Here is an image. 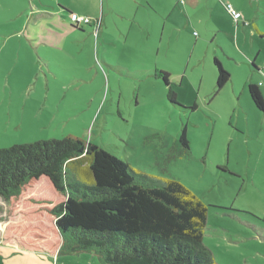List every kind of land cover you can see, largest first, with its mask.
I'll return each instance as SVG.
<instances>
[{
    "label": "rangeland",
    "instance_id": "374dc122",
    "mask_svg": "<svg viewBox=\"0 0 264 264\" xmlns=\"http://www.w3.org/2000/svg\"><path fill=\"white\" fill-rule=\"evenodd\" d=\"M58 1L0 0V148L70 134L137 172L179 180L208 206L203 242L216 264H264V111L247 91L238 103L232 92L239 94L253 65L228 67L232 77L216 90L213 61L233 53L225 29L235 25L223 13L229 3L244 23L236 49L252 47L264 64V0H169L168 15L166 0H152L135 19L107 13L111 0H60L89 12L93 24L103 18L105 27L102 34L92 28L91 42L87 25L65 31V46L56 48L41 42L56 38L46 26L69 22ZM77 39L84 43L70 42ZM159 71L168 74L176 103ZM183 128L188 150L178 140ZM34 190L56 200L47 184ZM21 219L0 197V238ZM92 257L0 250V264H88Z\"/></svg>",
    "mask_w": 264,
    "mask_h": 264
},
{
    "label": "trees",
    "instance_id": "16d2710c",
    "mask_svg": "<svg viewBox=\"0 0 264 264\" xmlns=\"http://www.w3.org/2000/svg\"><path fill=\"white\" fill-rule=\"evenodd\" d=\"M213 61L220 90L230 74L218 59ZM157 75L167 86V99L176 103L168 74ZM248 94L264 111L256 85H248ZM178 140L188 150L185 128ZM39 183L48 185L54 202L38 196L34 187ZM0 197L9 214L22 217L4 237L11 235L28 249L86 252L99 264H216L203 242L208 206L183 183L137 172L127 161L70 134L1 147Z\"/></svg>",
    "mask_w": 264,
    "mask_h": 264
},
{
    "label": "crops",
    "instance_id": "0c3cea01",
    "mask_svg": "<svg viewBox=\"0 0 264 264\" xmlns=\"http://www.w3.org/2000/svg\"><path fill=\"white\" fill-rule=\"evenodd\" d=\"M111 2H112V4L110 2H108V12L107 13H113L114 14V11H115L119 15V17H126L128 15H132V19H135L137 12L139 10H141L145 5H147V6L153 5L152 0H111ZM58 3H60V8H56L57 13H59V12L63 13V11H66L65 16H66L67 21H69V22L61 20L62 22H64V23H61V21L59 20L60 21V23H59L58 21H56L55 23L58 26H56L54 29L51 26H46L49 31H53L55 33L56 38H55V40L51 41L52 43H50V41H44L41 43L52 44V45L56 46V48L57 47L63 48L65 46V42H66L63 38L64 32L67 31L70 33H72V32L74 33V30H75L79 33H82L83 29H84V25L80 28H78V27L76 28L73 25H71L72 23L70 22L69 14L70 13L77 14L78 12H75L67 4L63 3L60 0L58 1ZM169 3H170V1L166 0V3H163V5H162L163 10L167 13V15L170 13ZM235 7L239 8L238 4L235 3ZM232 8H233V6H232ZM223 13L225 15H226V13L228 15H230L227 10L223 11ZM78 15H83V16L89 17V12H84L83 14L78 13ZM91 16L97 17V12L94 11L91 14ZM100 16H102V14H100ZM94 19H96V18H94ZM94 19H90V23L87 24L88 29L86 30V32H84V34H87V36H88L87 42H89L91 40L92 34H90V33L96 32V31L94 32V29L92 30V28L94 26L97 25L96 29L97 28L99 29L98 30L99 34H102V32H103L102 27H105L102 24L103 18L101 19V17H100V23L98 20H95V24H93ZM96 21H98V23H96ZM239 24H240V26L244 25L243 22H239V21L235 22L234 21L235 27L225 29V32L227 33V37H228L230 44L233 48V53L235 51V54L234 55H233V53L227 54L228 55L227 58H224V60H220V63L222 64L224 69H226L227 71H228V67H230V66L233 69L234 68H241V67H244V65H246L247 62H249L251 64V66L253 65L252 69H249V72L247 73V75L243 79V82H242L243 85H242V88L239 90V94H236L235 89L232 88V92L234 93V96L235 95L237 96L236 97L238 100L237 103L239 102L240 96L243 95L244 91H247V95L249 97V94H248V85L249 84L256 85L258 88V91L260 92V94L262 96V98H264V84L259 81V76H262L264 78L263 60L259 59V56H261V54L259 51L258 52L256 51V53L254 54V50H252V47L249 49L250 52H246V51L242 52L243 50H241V49H240L241 50V52H240L238 49H236V47H237L236 41L238 39V34H239V29H240ZM98 25H99V27H98ZM62 28H65V30H63ZM254 29H255L254 30L255 32L258 31L255 26H254ZM258 29H260V28L258 27ZM251 33H252L251 35L254 36L252 30H251ZM252 39H253V37H252ZM99 40L102 43V40L100 38H99ZM232 40H234L236 42V43H234L235 45H233ZM70 42H76L75 44H78V45H82V43H84L81 39L70 40ZM224 61H226V63H224ZM260 67H262V68H260ZM216 75H217V70H216ZM231 75H230V78L232 77ZM237 103H235V104L237 105ZM233 107H236V106L234 105ZM259 111H260V109H259ZM237 121L239 123V120H237ZM0 250L6 255L13 254V253L18 252V251H31V252L36 251L39 254H45V255H48L49 257H54L56 255H60V253L58 254V252H57V250H58L57 247H56V249H54V252L46 251L45 248L35 249V250L28 249L25 246H23L15 237H13L11 235L6 236V237L3 236V238H0ZM83 253L84 252L79 253V256H82ZM74 255H77V254H74ZM94 258H95V256L91 258V260L88 262V264H91V261L94 260ZM96 264H99L98 261L96 262Z\"/></svg>",
    "mask_w": 264,
    "mask_h": 264
},
{
    "label": "built area",
    "instance_id": "2783aa9c",
    "mask_svg": "<svg viewBox=\"0 0 264 264\" xmlns=\"http://www.w3.org/2000/svg\"><path fill=\"white\" fill-rule=\"evenodd\" d=\"M225 8L235 22L241 18V14L238 11H235L230 4H226ZM69 19H70V22L72 23V25L74 27H77V26L80 27V26L86 25L90 22L89 17L83 16V15H78L75 13H70ZM96 23H98V22L96 21Z\"/></svg>",
    "mask_w": 264,
    "mask_h": 264
}]
</instances>
